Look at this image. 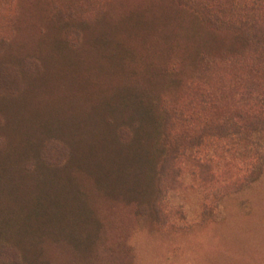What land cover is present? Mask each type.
Instances as JSON below:
<instances>
[{
  "label": "rangeland",
  "instance_id": "obj_1",
  "mask_svg": "<svg viewBox=\"0 0 264 264\" xmlns=\"http://www.w3.org/2000/svg\"><path fill=\"white\" fill-rule=\"evenodd\" d=\"M66 31L72 50L52 44ZM2 34L10 58L39 51L48 67L25 98L0 109L8 118L0 134L10 135L8 150H2L11 155L0 170V237L25 241L33 234V219L24 217L27 208L16 204L11 189L12 156L20 145H35L34 136L55 132L80 148L102 144L108 151L116 148L111 117L127 123L140 113L143 119L145 100L165 94L189 106L192 87L215 89L232 80L231 71L209 61L218 56L220 36L179 0H0ZM144 145L131 150L142 161L130 172L137 187L148 180ZM205 152L215 156L205 172L185 158L174 176L157 173L146 197L140 189L142 194L128 195L137 199L108 204L89 264H264V170L240 189H225L243 161L215 148ZM161 165L159 160L157 169ZM74 178L84 187L73 211L98 213L94 178L81 170Z\"/></svg>",
  "mask_w": 264,
  "mask_h": 264
},
{
  "label": "trees",
  "instance_id": "obj_2",
  "mask_svg": "<svg viewBox=\"0 0 264 264\" xmlns=\"http://www.w3.org/2000/svg\"><path fill=\"white\" fill-rule=\"evenodd\" d=\"M179 2L198 13L208 30L220 36V46L215 53L218 56L210 54L214 57L209 61L232 72L230 83L223 80L215 89L208 85L192 87L189 106L173 101L165 94L145 100L143 119L140 113L131 115L127 123L111 117L114 129L110 140L116 148L108 151L102 144L80 148L70 138L55 132L46 133L41 138L34 136L31 144L35 145H20L12 156L15 163L11 189L16 204L27 208L24 217L33 219V234L25 241L1 236L0 264H89L98 252L96 242L102 237L100 212L108 208V204L137 199L128 195L141 193V190L142 196L146 197L156 175L174 176L178 172L176 164L185 158L203 167L205 172L204 166L215 159L205 149L215 148L223 155L232 154L243 161L235 172L236 178L230 177L225 189L231 185L240 189L262 174L264 0ZM83 20V23L88 22ZM70 37V32L66 31L64 37L52 44L72 50ZM7 45L8 37L2 34L0 109L25 98L28 86L43 77L48 67L44 53L38 51L30 56L10 58L6 55ZM169 87L163 85L159 91L162 94ZM188 107L192 110L187 112ZM7 120L0 113V122H3L0 129L6 126ZM9 141L7 131L6 136L0 134V150L3 152L0 154V170L2 160L11 156L2 150L3 146L8 150ZM141 143L145 144L142 158L145 157L143 170L148 180L137 187L130 172L142 167V161L134 153L140 149ZM125 146L130 149L128 153L122 151ZM159 160L162 165L157 169ZM77 170L95 180L98 213L73 211L80 204L78 194L84 187L75 182ZM163 191L164 188L154 202L157 213ZM41 222L46 230H40Z\"/></svg>",
  "mask_w": 264,
  "mask_h": 264
}]
</instances>
